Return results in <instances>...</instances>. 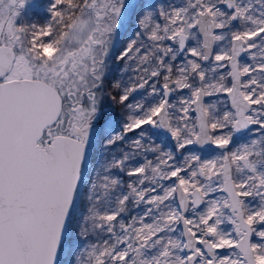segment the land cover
<instances>
[{"label":"snow or ice","instance_id":"obj_1","mask_svg":"<svg viewBox=\"0 0 264 264\" xmlns=\"http://www.w3.org/2000/svg\"><path fill=\"white\" fill-rule=\"evenodd\" d=\"M26 3L0 0V264H264V0H50L42 25L17 23ZM126 23L115 59L138 66L108 94L117 130L101 97ZM118 145L78 215L89 162ZM129 205L145 207L126 223Z\"/></svg>","mask_w":264,"mask_h":264},{"label":"rangeland","instance_id":"obj_2","mask_svg":"<svg viewBox=\"0 0 264 264\" xmlns=\"http://www.w3.org/2000/svg\"><path fill=\"white\" fill-rule=\"evenodd\" d=\"M49 2H50V0H38V1L37 0H27L26 6L23 9V11L25 9L30 8V7H37L35 9L34 13L39 18V20H38L40 22L39 24L42 25L45 22H47V20L49 19V13L47 11V5L49 4ZM144 2L149 4V5H155L156 9H159L160 7H164L165 9H168V10H170V7H182L186 4V0H144ZM25 17H27V15L22 14L21 19H18L17 23H20L21 20L25 21L24 20ZM156 19L158 22L163 24L164 21L162 18L157 16ZM123 28L120 30V33L123 30ZM130 28H131V30H133L132 32L136 31V29L134 27H130ZM128 39H129V37H128ZM128 39H127V41H128ZM181 62H182V60H178L176 63L179 64ZM241 62L242 63L250 62L249 57L247 55H245L244 58L241 59ZM134 63H136L134 68H137L138 62H134ZM134 63H133V65H134ZM129 68H130V70H129L128 76L130 77L134 73V77H131V78H135L136 73L131 71L132 66L129 65ZM130 82H131V80L129 82H127V84ZM143 91H144L143 93L147 94V95L144 98H142L141 94H136L135 95L136 100L141 102V103L142 102L154 103L157 98H154L149 94L151 89L146 88ZM140 92H141V89H140ZM188 94L189 93H188L187 89L183 90L182 92L178 91V92L173 94L172 100L173 101L178 100L182 95L187 96ZM101 100H103V96L101 97ZM209 101H211V102L219 101L220 103L218 104V106L221 109H223L224 105L228 103L227 96H226V94H223V93L219 94L216 97L205 98V102H209ZM109 123H110V120H109ZM259 138H260V132H259V130H257L256 126H253V130L251 132H248L247 136L243 140L240 139L241 142L236 140V142L234 144H232L230 147L232 148V150H235L237 147H240L246 143H251V141L253 139H259ZM129 142H130V140H129ZM121 150H122V148L121 149L115 148L111 152H107V153H105V152H103V150H101L102 154L97 156V158H96L97 162L96 163H92L91 161L89 162L85 182L80 185V189H79L78 200L80 202V205L87 204V206H88L89 202L87 200V197L90 194L89 190H90L91 183H93V182L98 183L102 179V177L106 174L104 172L103 167H102V164L104 162V157L107 156L108 158H110L112 155L119 156ZM198 154L201 155L203 159H210V158H215L216 156H219L221 154V150L215 149V150H211V151H204V152H201ZM113 175H115L119 179H122L124 184L131 183L135 180V177L130 178V177L124 175L123 173L118 172V171H114ZM124 176L127 178H125ZM165 183L167 184L168 182H165ZM217 195H219V194H217ZM251 203L255 204L256 201H251ZM144 207H145L144 205L140 206V208H136L135 210H132L130 213H133L134 216H138V215L142 214ZM133 214H132V216H133ZM80 215H81V212H80ZM132 216H130V217H132ZM125 219H124V221H125ZM125 222L129 223L128 221H125ZM224 227L226 229L230 230L229 226L225 225ZM179 234H180V229L178 228L175 235L179 236ZM88 242L89 243L102 244L101 242H93V241L92 242L88 241ZM218 251L220 252L221 255L227 254V252H228V250H225V249H221Z\"/></svg>","mask_w":264,"mask_h":264},{"label":"flooded vegetation","instance_id":"obj_3","mask_svg":"<svg viewBox=\"0 0 264 264\" xmlns=\"http://www.w3.org/2000/svg\"><path fill=\"white\" fill-rule=\"evenodd\" d=\"M132 31L133 30H131L129 25L126 23L124 25V28L121 31L118 39L115 41L113 48L110 50L109 58L107 60V68H106L107 76L103 82L104 95H103L102 102L106 106L105 111L107 113L109 112L111 114L110 124H112L113 126H116L118 130H119L118 122L122 121L123 110H121L118 106L115 107V111L113 110V107L111 106L112 102L108 98V94H110V93L115 94L113 84L116 81H122L124 84H127V82L130 81V78L134 77V73L130 77L128 76L129 70H130L129 65L132 66L131 71L134 72L133 69H135L134 67H135L136 63H134L133 61L120 62V61L115 59L116 56L119 54L120 50L122 49V47L127 43V39L129 37V35L132 33ZM242 58H244V56ZM133 63H134V65H133ZM106 88H108V92L106 91ZM143 90L144 89H141V92H140V90H138V92L134 93V95L141 94L142 98H144L147 94H144ZM227 99H228V97H227ZM142 103H144V102H142ZM129 114H134V113H129ZM247 134H248V131L235 134L234 141L232 144H234L236 142V140H238V141H240V139L243 140L247 136ZM131 136H132V134H129V137H131ZM116 148L117 149L118 148L119 149H121V148L126 149V145H118ZM213 150H215V149H213ZM205 151H211V150H205ZM137 158L142 162L144 160L143 156H140ZM147 158L148 159H154V157L151 153L147 154ZM125 178H127V177H125Z\"/></svg>","mask_w":264,"mask_h":264},{"label":"trees","instance_id":"obj_4","mask_svg":"<svg viewBox=\"0 0 264 264\" xmlns=\"http://www.w3.org/2000/svg\"><path fill=\"white\" fill-rule=\"evenodd\" d=\"M38 1V0H37ZM37 7H30V8H28V9H25L23 12H22V14H25V15H27V17H25L24 18V20L27 22V23H29V24H32V23H35V24H39L40 22L38 21L39 20V18L35 15V9H36ZM106 91L108 92V88H106ZM114 91H115V89H114ZM77 204H78V208H79V211H78V215H80V212H81V215H83L84 214V210L86 209V207H87V204H84V205H80V202H79V200H77ZM141 206H143V205H141ZM132 207V208H131ZM138 208H140V207H138ZM136 208L135 207H133L132 205H129V211L127 212V213H125V214H123V219H125V221H128L129 223H130V221H131V217L130 216H132V214L133 213H130L132 210H135ZM133 216H134V214H133ZM108 238V236H107V234L106 233H99L98 235H94V236H92V238L89 240V241H93V242H101V243H103V241L105 240V239H107Z\"/></svg>","mask_w":264,"mask_h":264},{"label":"water","instance_id":"obj_5","mask_svg":"<svg viewBox=\"0 0 264 264\" xmlns=\"http://www.w3.org/2000/svg\"><path fill=\"white\" fill-rule=\"evenodd\" d=\"M213 149H215L214 147H212V148H207L206 150H213Z\"/></svg>","mask_w":264,"mask_h":264}]
</instances>
